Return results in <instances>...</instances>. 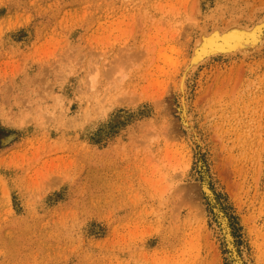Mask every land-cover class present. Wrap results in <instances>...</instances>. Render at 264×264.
Listing matches in <instances>:
<instances>
[{
    "label": "rangeland",
    "instance_id": "rangeland-1",
    "mask_svg": "<svg viewBox=\"0 0 264 264\" xmlns=\"http://www.w3.org/2000/svg\"><path fill=\"white\" fill-rule=\"evenodd\" d=\"M0 264H264V0H0Z\"/></svg>",
    "mask_w": 264,
    "mask_h": 264
},
{
    "label": "bare ground",
    "instance_id": "bare-ground-1",
    "mask_svg": "<svg viewBox=\"0 0 264 264\" xmlns=\"http://www.w3.org/2000/svg\"><path fill=\"white\" fill-rule=\"evenodd\" d=\"M260 27V26H259ZM237 28V27H236ZM240 28V27H239ZM229 29V28H228ZM227 29V30H228ZM243 30V29H242ZM246 30V29H245ZM249 30H252V29H249ZM248 30V31H249ZM247 31V32H248ZM214 32H217V31H214ZM226 32V31H225ZM213 33V32H212ZM211 33V34H212ZM222 33V32H221ZM204 35V34H203ZM202 35V36H203ZM208 35V34H207ZM216 34H214L213 36H212V39L210 40L209 38V40H208V42L209 41H212V42H210V43H215V41H217V42H220V45L219 46H228V45H230V44H235L236 45V47H237V49H238V46H240V47H242V46H245V44H243L242 46L240 45V43H239V40H240V42H241V39H242V35H240V33L238 32V31H236L235 29H232V30H228L227 31V33H223L222 35H220V36H218L217 37V35L215 36ZM216 37V39L217 40H215L214 38ZM244 37H246L245 35H243ZM207 37V36H206ZM220 37V38H219ZM253 38H254V36H252ZM249 38H251V37H249ZM201 39V38H200ZM205 40H207V39H205ZM219 40V41H218ZM255 40V39H254ZM203 41V40H202ZM250 41V40H249ZM196 43V42H195ZM197 43H199V42H197ZM255 43V42H254ZM217 44H219V43H217ZM217 44H216V46H217ZM198 45V44H197ZM212 45V44H211ZM255 45V44H254ZM199 46V45H198ZM233 46V45H232ZM195 47V44H194V46H193V48ZM197 47V46H196ZM215 47V46H214ZM236 47H234V48H236ZM246 47V46H245ZM250 47H252V46H250ZM205 48V47H204ZM225 48V47H224ZM247 48H248V46H247ZM201 49V48H200ZM199 49V50H200ZM210 49V48H209ZM233 49V48H232ZM194 50V49H193ZM192 50V51H193ZM201 50H203V47H202V49ZM196 51V50H195ZM243 51V50H242ZM228 53H230L229 52V50L227 51ZM233 52V51H232ZM234 53V52H233ZM197 54V53H196ZM232 54V53H231ZM208 56V55H207ZM190 61V60H189ZM188 61V62H189ZM196 61H198V60H196ZM204 61V60H203ZM191 62H194V61H191ZM199 63V62H198ZM193 64V63H192ZM191 64V65H192ZM194 65H197V64H194ZM192 67V66H191ZM183 85V84H182ZM183 87V86H182ZM186 117V116H185ZM208 192V191H207ZM230 247V246H229Z\"/></svg>",
    "mask_w": 264,
    "mask_h": 264
}]
</instances>
